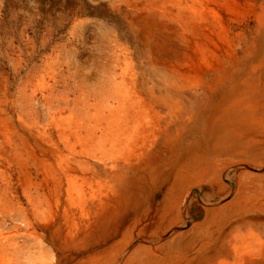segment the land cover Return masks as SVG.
Instances as JSON below:
<instances>
[{
  "label": "bare ground",
  "instance_id": "bare-ground-1",
  "mask_svg": "<svg viewBox=\"0 0 264 264\" xmlns=\"http://www.w3.org/2000/svg\"><path fill=\"white\" fill-rule=\"evenodd\" d=\"M100 4L0 68V264H264V0Z\"/></svg>",
  "mask_w": 264,
  "mask_h": 264
},
{
  "label": "rangeland",
  "instance_id": "rangeland-1",
  "mask_svg": "<svg viewBox=\"0 0 264 264\" xmlns=\"http://www.w3.org/2000/svg\"><path fill=\"white\" fill-rule=\"evenodd\" d=\"M109 0H0V68L5 66L12 49L20 44L23 27L37 25V17L45 15L51 18L54 26L60 16L76 10H84L90 18L109 8L101 5ZM44 25L43 23L35 26ZM92 26L85 32H93ZM66 34V30L62 32Z\"/></svg>",
  "mask_w": 264,
  "mask_h": 264
}]
</instances>
